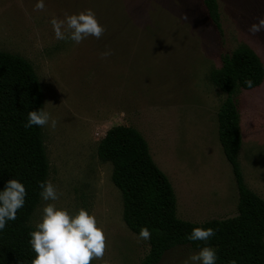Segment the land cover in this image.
Masks as SVG:
<instances>
[{"label": "rangeland", "instance_id": "374dc122", "mask_svg": "<svg viewBox=\"0 0 264 264\" xmlns=\"http://www.w3.org/2000/svg\"><path fill=\"white\" fill-rule=\"evenodd\" d=\"M0 0V50L28 60L41 83L43 109L57 127L42 128L49 160L47 181L56 201H40L28 224L42 221L54 203L75 215L94 214L107 233L103 260L141 264L148 241L126 226L112 164L97 156L107 129L130 125L146 139L152 159L169 179L179 218L203 222L237 215L238 191L217 135L225 97L209 79L221 57L248 45L264 63V30L248 27L264 17V0H217L221 29L203 0ZM92 9L106 32L80 44L54 37L50 20ZM186 17V18H185ZM113 54L102 59L101 53ZM243 144L239 162L246 185L264 200V81L237 96ZM201 249L178 245L157 264H183Z\"/></svg>", "mask_w": 264, "mask_h": 264}, {"label": "trees", "instance_id": "16d2710c", "mask_svg": "<svg viewBox=\"0 0 264 264\" xmlns=\"http://www.w3.org/2000/svg\"><path fill=\"white\" fill-rule=\"evenodd\" d=\"M208 15L221 29L217 0H203ZM209 79L223 98L217 116V135L231 166L238 191L237 215L192 222L176 214L173 187L150 155L143 135L130 125L107 129L97 145V156L112 164L111 179L122 195V218L139 235L147 227L151 239L141 264H157L164 253L178 245L193 249L212 247L216 264H264V200L244 183L238 162L241 147L240 114L236 96L258 87L264 80V63L248 45H241L221 57V65L209 72ZM246 80H252L248 87ZM44 106V93L32 64L24 57L0 50V191L10 179H18L27 190L17 219L0 230V264H31L35 252L30 233L36 227L28 220L41 198L40 183L46 182L49 160L42 128H25L28 113ZM195 227L216 230L208 241L187 237Z\"/></svg>", "mask_w": 264, "mask_h": 264}, {"label": "clouds", "instance_id": "9594fccd", "mask_svg": "<svg viewBox=\"0 0 264 264\" xmlns=\"http://www.w3.org/2000/svg\"><path fill=\"white\" fill-rule=\"evenodd\" d=\"M35 10H45L44 0H38ZM257 21L248 27V32L252 35L264 30V17ZM50 23L56 40L73 41L76 44L89 36L100 39L106 32L105 26L99 22L92 9L78 14L65 13L64 18L54 16ZM112 54L113 51L107 49L101 53V58ZM245 84L251 87L253 81L246 80ZM57 123L56 118L41 108L28 113V121L24 126H49L54 130ZM40 188V195L45 201H56L61 195L51 181L41 182ZM26 195L25 185L15 178L10 179L5 189L0 191V230L5 229L8 221L17 219V212L24 206ZM215 235L216 230L211 227H195L187 238L192 241H208ZM30 236V244L36 254L31 264H92L93 260H103L108 249L107 233L94 214L81 208L72 215L67 209L57 208L54 203H48L43 208L42 221ZM150 239V230L147 227L141 228L138 241ZM216 260V250L206 246L184 260L183 264H216Z\"/></svg>", "mask_w": 264, "mask_h": 264}, {"label": "crops", "instance_id": "0c3cea01", "mask_svg": "<svg viewBox=\"0 0 264 264\" xmlns=\"http://www.w3.org/2000/svg\"><path fill=\"white\" fill-rule=\"evenodd\" d=\"M264 81V80H263ZM263 83V82H262ZM261 83V84H262ZM260 84V85H261ZM259 85V86H260ZM256 88V87H255ZM253 89V88H252ZM243 90H245V89H243ZM248 90H250V89H248ZM237 101V100H236ZM238 106V105H237ZM239 114H240V111H239ZM239 127H240V132H241V138H242V142H241V147H242V144H243V133H242V128H241V114H240V121H239ZM241 147H240V149H239V152H238V157H239V153H240V150H241ZM238 162H239V158H238ZM230 165V164H229ZM239 166H240V162H239ZM231 167V166H230ZM240 170H241V166H240ZM241 173H242V170H241ZM242 177H243V174H242ZM243 180H244V178H243ZM244 183H245V181H244ZM246 184V183H245ZM247 186V185H246ZM248 187V186H247ZM249 188V187H248Z\"/></svg>", "mask_w": 264, "mask_h": 264}]
</instances>
